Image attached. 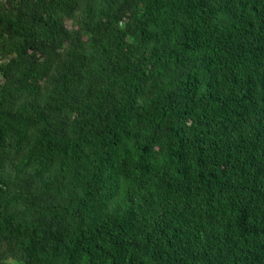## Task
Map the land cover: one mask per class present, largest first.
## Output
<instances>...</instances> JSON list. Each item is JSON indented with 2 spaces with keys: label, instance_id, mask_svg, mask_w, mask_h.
Instances as JSON below:
<instances>
[{
  "label": "trees",
  "instance_id": "obj_1",
  "mask_svg": "<svg viewBox=\"0 0 264 264\" xmlns=\"http://www.w3.org/2000/svg\"><path fill=\"white\" fill-rule=\"evenodd\" d=\"M258 254L264 0H0V264Z\"/></svg>",
  "mask_w": 264,
  "mask_h": 264
},
{
  "label": "clouds",
  "instance_id": "obj_2",
  "mask_svg": "<svg viewBox=\"0 0 264 264\" xmlns=\"http://www.w3.org/2000/svg\"><path fill=\"white\" fill-rule=\"evenodd\" d=\"M249 99H250L251 101H253V98H252V97H249ZM256 256H257V255H256ZM257 259H258V261L262 262V264H264V259H263L262 256H260L259 254H258V256H257Z\"/></svg>",
  "mask_w": 264,
  "mask_h": 264
},
{
  "label": "rangeland",
  "instance_id": "obj_3",
  "mask_svg": "<svg viewBox=\"0 0 264 264\" xmlns=\"http://www.w3.org/2000/svg\"><path fill=\"white\" fill-rule=\"evenodd\" d=\"M5 264H13V262L11 261H7V262H4Z\"/></svg>",
  "mask_w": 264,
  "mask_h": 264
}]
</instances>
